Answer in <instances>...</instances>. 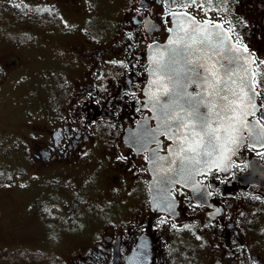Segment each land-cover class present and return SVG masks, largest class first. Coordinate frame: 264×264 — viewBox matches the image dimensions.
I'll return each mask as SVG.
<instances>
[{
	"label": "flooded vegetation",
	"instance_id": "af4514ba",
	"mask_svg": "<svg viewBox=\"0 0 264 264\" xmlns=\"http://www.w3.org/2000/svg\"><path fill=\"white\" fill-rule=\"evenodd\" d=\"M39 2L56 7L68 30H48L35 17L24 20L20 40L44 57L46 74L39 78L59 85L62 78L69 86L58 106L50 96L53 113L35 124L42 135L30 155L42 171L63 166L56 175L92 171L96 194L94 202L86 200L93 207L77 210L61 231L68 264H264V188L242 177L252 164L264 165V141L254 145L248 133L230 167L173 185L170 201L159 207L151 203L148 163L154 153L165 154L170 141L137 131L149 119L155 124L144 99L149 50L165 42L173 14L182 11L222 23L253 53L259 94L249 125H264V0ZM94 16L104 17L96 31ZM56 44L58 50L41 54ZM9 46L18 50L0 55L3 77L26 70L16 83L36 79L38 73L29 71L38 64L34 56L22 57L19 45Z\"/></svg>",
	"mask_w": 264,
	"mask_h": 264
},
{
	"label": "rangeland",
	"instance_id": "374dc122",
	"mask_svg": "<svg viewBox=\"0 0 264 264\" xmlns=\"http://www.w3.org/2000/svg\"><path fill=\"white\" fill-rule=\"evenodd\" d=\"M25 1L28 4H22L20 0H0V50H13L15 46L9 45H19L22 57L34 56L38 62L29 68V71L33 68L38 73L36 79H21L24 82L16 83L17 76L26 70L7 79L0 75V264H68V249L62 240L61 230L76 220L77 210L93 207L86 202L96 200L90 183L93 172L74 174L69 166L72 174L61 176L56 173L63 166L55 165V171H48L45 167L47 170L39 172L43 168L35 167L28 173L27 164L21 162L20 166L14 163L13 159L22 152V148L30 153L31 134H35L34 138L42 135L41 129L37 126L31 129L30 125L38 124L48 111L53 113L50 100L58 106L69 86L68 81L62 78H59L60 85L53 80L47 82L48 79L39 78V73L46 74L41 62L44 57L39 56L31 44H23L20 40L25 21H33L35 17L41 19L37 23L57 33L63 29L67 31L68 27L64 25L63 18L60 19L61 14L56 7L44 9L40 0ZM90 1L91 4H100V0ZM95 10L100 16L98 8ZM7 14L10 18L6 17ZM102 18L93 17L95 31L103 25ZM53 37V41L58 38L56 34ZM53 49L58 50L57 44L40 52L48 55ZM17 50L16 47L12 52ZM58 86H63L61 92L55 91ZM6 130L8 132L3 133ZM4 191L11 193L2 195ZM60 243L62 250L58 249Z\"/></svg>",
	"mask_w": 264,
	"mask_h": 264
},
{
	"label": "snow or ice",
	"instance_id": "6c2138e0",
	"mask_svg": "<svg viewBox=\"0 0 264 264\" xmlns=\"http://www.w3.org/2000/svg\"><path fill=\"white\" fill-rule=\"evenodd\" d=\"M181 31L185 35L170 43L183 46L169 49L167 61L159 63L153 73L166 77L170 82L171 87L161 84L158 90L167 99L162 102L160 95L149 93V102L159 110V126L157 129H150L149 133L153 141L157 134L165 135L174 145L169 147L173 159L154 153L153 162L166 160L172 166L178 159L180 167L177 174L185 171L188 164L199 163L200 156L213 155L222 146L219 143L221 130L227 134L231 143L245 139L242 135L238 138L233 135V132L240 130L237 123L240 127L249 129L254 145L264 141V125L259 124V121L255 125H249L244 119L247 113L241 111L240 106L244 104L255 108L251 96L245 99L243 82L238 88H233L226 82L221 86L223 77L212 62L213 56H224L222 50L217 51L223 44L219 34L197 36L198 31H206L200 28H193L191 33L183 28ZM213 35L218 39L214 41ZM228 51L231 52L232 49ZM225 60L229 65L235 64L234 57H225ZM235 71V68L229 67L224 75L231 79ZM192 85H196L201 91L188 92ZM257 127L259 131H256Z\"/></svg>",
	"mask_w": 264,
	"mask_h": 264
},
{
	"label": "water",
	"instance_id": "95a60500",
	"mask_svg": "<svg viewBox=\"0 0 264 264\" xmlns=\"http://www.w3.org/2000/svg\"><path fill=\"white\" fill-rule=\"evenodd\" d=\"M173 26L171 28L170 35L166 39L163 44H159L157 46H153L149 50L148 55V74L149 78L147 84L144 89L145 93V101L147 104V108L151 111L152 119H155V126L151 129H157L159 126V121L157 117L159 116V110L153 108L151 102H149V93H154L155 95H160V99L163 102L167 99V97L161 95L160 89L161 84H168L171 87L170 82L167 81L166 77H162L160 75H154V70L157 69L159 63L166 62L168 56L170 55L169 49L182 47V44H171L170 41L174 39H178L179 36H184L185 32L181 31V28L186 29L189 33L192 32L193 28L205 29L204 32H197V36H204L208 33L219 34V39L223 40V44L217 51H223L224 56H213L212 62L215 63L216 69L219 71L220 75L223 77L221 86L226 82L229 86L233 88H238L241 82L244 84V94L245 99L248 96L253 98L255 108L253 109L251 106L244 104L241 105L242 113H247L244 117L248 122V118L251 114L255 112L257 109V90L255 87L254 79H255V69H254V60L252 53L247 50L244 46L238 44L234 41L231 33L221 24H211L208 21H199L194 16L185 13L179 12L173 16ZM213 40H217V36L213 35ZM194 47H199V45H194ZM232 49L231 52L228 50ZM225 57L235 58V64L229 65ZM179 59V57H178ZM206 59V58H205ZM204 62V61H201ZM223 65V66H222ZM229 67H233L236 69L235 73L231 76V79H228L225 76V72ZM242 78V79H241ZM155 81V82H154ZM234 82V83H233ZM201 89L197 88L196 85H192L188 88V92H199ZM203 111V109H202ZM237 115H240L238 113ZM249 124V122H248ZM214 127L216 125H213ZM237 127L240 128L238 132H233L235 137H240L241 135L245 138L243 140L238 141L237 143H231L227 137V134L221 130L220 132V141L219 143L222 145L213 155L211 156H200L199 163L188 164L185 171L178 173L180 167V161L177 159L176 164L170 166L166 160H156L154 163V156L149 161V170L151 173V181H150V194H151V202L153 204L162 206L165 205L169 200V192L171 186L176 183H183L185 180H192L196 178L197 175L212 170L214 168H222L229 166L231 163V157L235 152L240 148V146L246 141V133H249V129L245 127H240L237 123ZM149 121L145 124L141 123L138 125L137 131L143 135L149 133ZM158 137L163 136L157 134ZM167 138V136H166ZM167 140H170L167 138ZM171 141V140H170ZM170 146H174L171 141ZM164 156L160 157H168L169 159H173L174 157L169 152ZM243 180L246 183L256 184L264 188V165L260 167H256L254 164L250 166V171L243 176Z\"/></svg>",
	"mask_w": 264,
	"mask_h": 264
},
{
	"label": "crops",
	"instance_id": "0c3cea01",
	"mask_svg": "<svg viewBox=\"0 0 264 264\" xmlns=\"http://www.w3.org/2000/svg\"><path fill=\"white\" fill-rule=\"evenodd\" d=\"M6 17L7 18H10L9 16H8V14L6 15ZM5 52V50H0V55L1 54H3ZM4 132H8V130H6V131H3V133ZM24 146V145H23ZM29 152L30 153H27V152H25L24 151V149L22 148V152L21 153H19L13 160H14V163H19L20 164V166H21V162H24L25 164H27V167H25V168H28V173H30V171H31V168L33 169V168H37V167H40V166H37V165H40V163L39 162H37L30 154H31V147L29 148ZM33 175V174H32ZM29 176H31L30 174H29ZM12 191V190H11ZM11 191H4L3 193H2V195H8V194H10L11 193ZM57 248L58 247H56V250H57ZM59 250H62V243H60V248H58ZM58 251V250H57ZM60 252V251H59ZM59 252H57V253H59Z\"/></svg>",
	"mask_w": 264,
	"mask_h": 264
}]
</instances>
